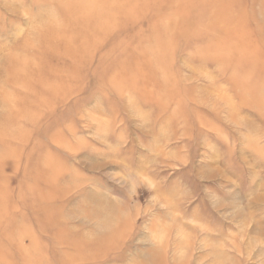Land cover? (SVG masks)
I'll list each match as a JSON object with an SVG mask.
<instances>
[{
	"label": "rangeland",
	"instance_id": "374dc122",
	"mask_svg": "<svg viewBox=\"0 0 264 264\" xmlns=\"http://www.w3.org/2000/svg\"><path fill=\"white\" fill-rule=\"evenodd\" d=\"M0 264H264V0H0Z\"/></svg>",
	"mask_w": 264,
	"mask_h": 264
}]
</instances>
